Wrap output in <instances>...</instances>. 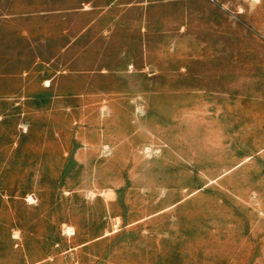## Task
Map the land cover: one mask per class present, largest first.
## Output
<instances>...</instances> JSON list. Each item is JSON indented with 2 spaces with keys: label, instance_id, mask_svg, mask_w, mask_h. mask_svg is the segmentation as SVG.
<instances>
[{
  "label": "rangeland",
  "instance_id": "374dc122",
  "mask_svg": "<svg viewBox=\"0 0 264 264\" xmlns=\"http://www.w3.org/2000/svg\"><path fill=\"white\" fill-rule=\"evenodd\" d=\"M73 2L0 0L69 7L0 95V264H264V0H124L76 49Z\"/></svg>",
  "mask_w": 264,
  "mask_h": 264
},
{
  "label": "crops",
  "instance_id": "0c3cea01",
  "mask_svg": "<svg viewBox=\"0 0 264 264\" xmlns=\"http://www.w3.org/2000/svg\"><path fill=\"white\" fill-rule=\"evenodd\" d=\"M123 2L124 0H74V11L79 10L88 14V21L83 28H79L78 32L73 35L71 40L73 49L77 48V40L82 34L95 26L106 24L105 20L108 13L111 11L117 12L116 10H118L114 6L115 3L120 5ZM82 5H88V7L82 8ZM66 8L69 7L62 5V7L52 10L40 9L34 11L31 5L28 9L27 6L23 7V9H17L12 6L4 7L0 5V82L2 80L16 81L14 85L12 83L6 86L0 85V95L2 91L22 90L27 87L29 79L27 74L39 68L43 62L38 55L35 59L33 58L34 43L36 41L34 36L37 31L42 34L43 28L48 25L47 18L50 12L61 11ZM119 13L120 11H118ZM117 20L119 21L120 19L118 18ZM66 47L67 45L62 46L61 51H64ZM56 56V54L52 56L49 61L54 60ZM15 57H21L23 61L15 64L12 61ZM76 60L77 53H74L73 63ZM102 71H105V69ZM54 76L56 74L42 80L44 81L43 88L51 86Z\"/></svg>",
  "mask_w": 264,
  "mask_h": 264
},
{
  "label": "bare ground",
  "instance_id": "6f19581e",
  "mask_svg": "<svg viewBox=\"0 0 264 264\" xmlns=\"http://www.w3.org/2000/svg\"><path fill=\"white\" fill-rule=\"evenodd\" d=\"M46 83H48V81H46ZM29 199H30V198H29ZM67 231H71V229H70V228H68V229H67Z\"/></svg>",
  "mask_w": 264,
  "mask_h": 264
}]
</instances>
